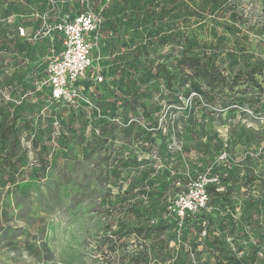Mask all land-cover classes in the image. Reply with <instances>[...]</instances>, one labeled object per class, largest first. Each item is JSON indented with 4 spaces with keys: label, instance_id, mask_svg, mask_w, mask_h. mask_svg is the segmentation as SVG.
Returning a JSON list of instances; mask_svg holds the SVG:
<instances>
[{
    "label": "rangeland",
    "instance_id": "1",
    "mask_svg": "<svg viewBox=\"0 0 264 264\" xmlns=\"http://www.w3.org/2000/svg\"><path fill=\"white\" fill-rule=\"evenodd\" d=\"M87 1L0 0V104L29 95L33 125L17 119L15 157L0 152V264H264V93L195 102L179 62L183 46L226 73L264 59V0H154L152 18L146 0ZM88 10L105 23L89 102L63 106L45 84L63 42L49 27ZM158 63L178 78L148 80ZM203 210L213 225L172 222Z\"/></svg>",
    "mask_w": 264,
    "mask_h": 264
},
{
    "label": "trees",
    "instance_id": "2",
    "mask_svg": "<svg viewBox=\"0 0 264 264\" xmlns=\"http://www.w3.org/2000/svg\"><path fill=\"white\" fill-rule=\"evenodd\" d=\"M88 0L87 2H89ZM93 2H98L99 0H92ZM110 0H102V3H107ZM148 3L149 14L151 18L155 15L160 14L153 9L152 5L154 4V0H146ZM135 2V0H125V6L128 4L131 5ZM111 1L108 3L110 4ZM79 6V4H78ZM153 9V10H151ZM81 12L74 13L73 16L80 14ZM105 27V23L101 26V31ZM108 28V27H107ZM57 36L62 39L61 33H55ZM105 42H107L108 46L112 49H115L118 46H123L122 41H120L111 31H108L105 34ZM124 45H126L124 43ZM180 73L181 77H188L189 80V89L185 94L186 97L190 96V93H194L193 101L199 102V100L206 99L210 100V95L215 93L216 96L220 97L221 95H225L226 90L230 92L226 98L221 99V104L223 107H230L232 104L242 102V96L239 94L247 93L250 89L253 91H260V93H264V84L260 82L259 77L264 76V59L256 58L253 61L246 60L245 63L239 67L237 70L233 72L226 73L220 65L217 64L211 57L207 56L205 53L194 51L193 47L183 46V50L180 54ZM191 71L187 72V71ZM156 73L161 75L164 73V77L167 80V83H172L173 80L177 79L178 76L176 73L171 74L164 64L158 63L157 65H151L146 71L145 75L148 80L155 77ZM91 70L88 71L87 78L82 82L84 88V94L87 97L89 81L91 79ZM95 81V80H94ZM96 82V81H95ZM101 83V82H96ZM23 91H28L29 87L23 86ZM49 98L50 90L48 89ZM133 95V94H132ZM246 97V96H244ZM30 96L25 95L20 104L16 105L14 108L12 107V102H7L6 104H0V152L3 149H6L5 158L7 162L12 161L13 157H15L16 150L19 148L20 142L16 138L18 129L16 128L17 119H21L22 125L20 126L21 130H32L33 125L29 117V113L31 110V106L29 105ZM116 100L119 99L118 96L115 97ZM220 99V98H219ZM52 102H55L51 100ZM250 102L251 99H249ZM63 106H68L63 103L56 102ZM84 102L81 101L80 104ZM71 107V106H70ZM195 105L189 108V115L193 117L195 115ZM185 111L180 113L179 117L184 118ZM197 123V122H196ZM17 129V131H16ZM36 149V148H35ZM43 157L42 153H40V158ZM18 159H16L17 161ZM41 167L45 171L47 169V164H41ZM213 175H217L219 173L218 167L212 169ZM205 188L208 190V193L211 195L216 194L219 195L220 191L218 186L214 182H207ZM213 190V192L211 191ZM201 209V208H200ZM180 219L183 220L184 226H196L198 228L208 227L213 225V219L210 216L209 212L203 210L202 215H193L186 211V213L182 214V217L172 216V222L175 226H178ZM222 223L220 222V225ZM185 239L188 237L186 234L184 235ZM217 241V240H216ZM211 247L213 248L214 242H210ZM224 247L225 242L223 241ZM194 248L196 247L195 243L193 244ZM215 247V246H214ZM218 251V248H215Z\"/></svg>",
    "mask_w": 264,
    "mask_h": 264
},
{
    "label": "built area",
    "instance_id": "3",
    "mask_svg": "<svg viewBox=\"0 0 264 264\" xmlns=\"http://www.w3.org/2000/svg\"><path fill=\"white\" fill-rule=\"evenodd\" d=\"M101 26V19L88 10L63 18L49 27L50 31L63 36L62 49L50 59L45 68V84L50 90L51 100L71 107H77L81 101L89 102L82 82L87 78L88 71L94 67L93 39L100 36ZM94 80L103 81L100 69ZM215 181L209 177L206 183ZM199 200L201 204L204 203L201 196Z\"/></svg>",
    "mask_w": 264,
    "mask_h": 264
}]
</instances>
